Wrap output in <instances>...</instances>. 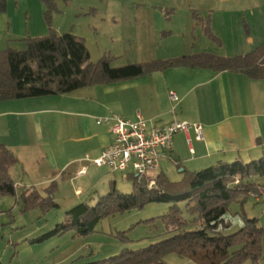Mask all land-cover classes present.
<instances>
[{"label": "rangeland", "instance_id": "obj_1", "mask_svg": "<svg viewBox=\"0 0 264 264\" xmlns=\"http://www.w3.org/2000/svg\"><path fill=\"white\" fill-rule=\"evenodd\" d=\"M9 1L11 25L4 36L0 31V51L7 48L23 51L26 49L25 39L47 36L50 28L59 30L60 34L72 32L83 38L92 63L107 56L115 68L199 53L234 57L264 44V38L259 37L255 27L252 30L254 42L249 45L246 28L232 17L227 20L228 27L219 31L220 40L210 38L204 26L197 24L196 16L206 24L210 9L217 4L211 0H55L57 11L49 20L46 4L42 0ZM165 77L160 75L163 82ZM81 93L58 96L52 105L38 106L53 110L48 116L53 135H57L68 121L64 111H76L66 106L79 101L76 97H80ZM7 109L0 102L2 143L3 119H6L3 112ZM12 134L15 135V131ZM28 135L24 133L27 139ZM27 164L34 165L31 162ZM181 169L173 166V179L168 177L174 182L181 181L184 176L180 173ZM17 171L14 168L11 172L16 183L20 181L21 174V170ZM73 177L66 175L57 179L54 201L58 207L46 210L40 207L25 210L23 201L18 197L0 194V249L6 253L4 264H92L117 256L124 249L140 250L168 238L159 217L166 215L172 205L152 203L143 209H133L101 220L94 232L87 236L69 231L31 244L32 240L48 233L57 224L67 222V212L78 204L95 206L98 199L110 191L111 182L115 181L117 190L123 194L133 191V179L105 168L102 169V178L95 183L90 176L88 179L71 180ZM251 181L262 190L245 193L240 201L229 203L225 219L230 226L220 230L222 235L229 236L240 231L245 218H255L258 226L264 227V178L254 177ZM50 184L40 185L34 190L47 197L46 189ZM78 190H82L79 196L76 193ZM180 207L185 209L184 204ZM152 219L156 222H147ZM262 254L263 260L257 264H264V237ZM166 261L168 264H197L194 260L173 254Z\"/></svg>", "mask_w": 264, "mask_h": 264}, {"label": "trees", "instance_id": "obj_2", "mask_svg": "<svg viewBox=\"0 0 264 264\" xmlns=\"http://www.w3.org/2000/svg\"><path fill=\"white\" fill-rule=\"evenodd\" d=\"M8 1L0 0V13L7 11ZM42 1L46 4L49 20L57 11L55 0ZM205 32L217 40L209 23H206ZM25 42L23 51L12 48L0 51V102L62 96L174 68L231 72L251 80H264V44L244 56L199 53L115 68L107 56L92 63L84 39L72 32L58 34L50 28L49 35L27 38ZM17 163L14 153L0 142V194L18 197L25 210L58 207L54 201L56 182L46 189L47 197L37 190L19 191L10 176L11 168ZM254 177L264 178V152L259 159L250 162H219L197 172H184L179 182L160 173L152 188L148 180L131 176L132 193H121L115 182H111L110 191L100 197L95 206L78 204L67 212V222L57 224L30 243H41L69 231L87 236L107 217L143 209L152 203H166L172 206L166 215L159 217V222L168 238L144 249H124L117 256L92 264H168L166 258L172 254L197 264H257L263 260L264 237V227L258 226L257 219L245 218L243 228L235 234L225 236L220 232L230 226L225 219L229 203L240 201L245 193L262 190L251 181ZM123 236V240L126 239L124 233Z\"/></svg>", "mask_w": 264, "mask_h": 264}, {"label": "crops", "instance_id": "obj_3", "mask_svg": "<svg viewBox=\"0 0 264 264\" xmlns=\"http://www.w3.org/2000/svg\"><path fill=\"white\" fill-rule=\"evenodd\" d=\"M211 1L217 4L210 9L206 23L217 39L219 31L228 27L227 20L231 17L246 28L249 45L254 42L252 30L255 27L259 37L264 38V0ZM9 10L10 1L7 12L0 13L3 36L10 30ZM196 21L205 30L203 19L196 16ZM56 32L60 34L57 29ZM161 74L166 76L165 82L160 79ZM78 91L82 92L76 97L79 101L66 106L76 111H64L68 121L57 135H53L48 117L53 110L38 106L52 105L58 96L3 102V108L8 107L3 112L6 118L3 119V143L18 159L10 176L12 178L14 168L15 172L21 170L20 181L16 183L13 179L20 192L57 183V179L66 175L74 176L71 180L89 176L94 183L100 180L102 169L108 168L90 165L85 156L97 159L112 145L114 138L108 126L96 123L98 118L110 115L131 120L141 116L149 128L174 121L203 127L202 141L197 140L194 129L187 134L181 132L174 137L172 149L160 159L157 173L169 175L171 179L173 166L183 168L180 173L184 175V172H197L219 162L257 160L264 152V80H251L231 72L174 68L75 92ZM171 93L177 95L178 103L172 101ZM23 132L29 133L28 139ZM27 161L34 165L29 166ZM84 169L85 173L80 175ZM76 193L79 196L82 190ZM5 254L0 249V264L5 263Z\"/></svg>", "mask_w": 264, "mask_h": 264}, {"label": "built area", "instance_id": "obj_4", "mask_svg": "<svg viewBox=\"0 0 264 264\" xmlns=\"http://www.w3.org/2000/svg\"><path fill=\"white\" fill-rule=\"evenodd\" d=\"M170 96L174 103L179 102L175 93ZM96 123L108 126L114 140L97 159L90 160L87 155L85 159L92 166L121 172L127 178L134 176L140 180H148L150 188L156 185L160 159L172 149L177 134H187L194 129L197 140L202 141L204 138L203 127L187 121L155 124L149 128L147 121L141 116L137 120H131L120 115H110L98 118ZM84 173L85 169L79 174Z\"/></svg>", "mask_w": 264, "mask_h": 264}]
</instances>
